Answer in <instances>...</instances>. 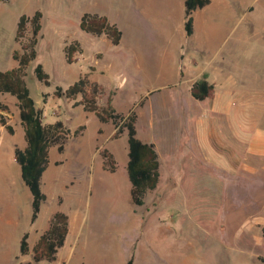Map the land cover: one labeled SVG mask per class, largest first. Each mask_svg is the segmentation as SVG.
Returning <instances> with one entry per match:
<instances>
[{
  "label": "rangeland",
  "instance_id": "obj_1",
  "mask_svg": "<svg viewBox=\"0 0 264 264\" xmlns=\"http://www.w3.org/2000/svg\"><path fill=\"white\" fill-rule=\"evenodd\" d=\"M165 4L172 6L171 13H160ZM37 10L43 14L42 29L25 78L45 123L62 120L67 136L62 152L58 145L50 148L41 180L47 199L30 227L33 195L14 160V148L26 144L24 129L16 97L1 94L13 131L3 125L6 138H0V216L8 211L6 218L17 227L0 253V264L20 255L21 231L28 229L30 251L20 259L33 261L37 240L58 211L69 215L65 244L54 261L34 264H127L131 258L133 264H264V0H213L196 16L193 36L184 32L185 12L178 0H0V69L18 64L13 56L20 47L18 21ZM85 12L107 15L122 30L121 42L83 31ZM74 39L82 51L68 62L65 46ZM198 50L207 61L226 58L235 75L226 122L236 141L216 143V161L203 158L188 124L196 113L179 103L186 97L178 96L175 108L170 88L163 87ZM38 62L48 71L49 84L37 79ZM83 75L92 82L105 77L99 104L106 105L111 95L119 113L135 110L138 137L155 140L165 154L157 146L159 188L147 192L143 205L132 200L127 130L115 137V124L85 111L78 104L81 96L55 95L58 85L67 88ZM188 96L194 105L211 110V99ZM195 111L199 115L202 110ZM103 149L114 155L113 171ZM232 150L240 160L229 158L226 166L222 159ZM251 166L257 168L254 175ZM171 169L178 179L169 175ZM14 201L16 206L9 208Z\"/></svg>",
  "mask_w": 264,
  "mask_h": 264
},
{
  "label": "trees",
  "instance_id": "obj_2",
  "mask_svg": "<svg viewBox=\"0 0 264 264\" xmlns=\"http://www.w3.org/2000/svg\"><path fill=\"white\" fill-rule=\"evenodd\" d=\"M210 2L211 0L185 1V30L188 36L194 32V11ZM42 15V11L37 10L33 15L23 14L20 16L16 32V40L20 43V47L13 52L18 64L0 69V123L6 125L11 132L13 131L3 112L7 110V106L1 101V94L8 93L17 99L24 129L26 147L16 148L15 156L21 165L22 178L33 195L32 222L38 218L42 203L47 199V194L41 187V180L49 165L50 148L58 145V150L63 151V141L67 136V129L62 120L45 123L44 111L31 95L25 78L28 65L37 57ZM80 28L94 35L105 34L114 44H118L123 36L122 30L116 23L112 22L107 15L97 12H85L81 17ZM28 30L30 31L29 36L26 35ZM79 51H82V46L77 39L67 43L65 46L67 61L73 62ZM34 70L37 79L46 84L50 83L49 73L42 62H38ZM104 93L100 84L90 81L85 75L67 88L58 85L55 91L57 97H66L71 100L81 96L78 104L83 105L85 111L94 112L102 122L112 121L115 124V137L127 130L129 143L127 171L132 184V200L136 205H143L147 192L155 190L160 181L159 153L154 143L145 142L138 137L137 112L131 110L129 114L119 113L112 103L111 95L108 96L106 105H100L99 99ZM214 93V84L205 78L197 80L191 87V94L199 100L211 98ZM100 153L113 171L116 165L114 155L108 149H103ZM68 232L69 215L62 211L56 212L51 219L49 228L40 236L34 247L33 261L17 260L14 264H34L42 260L54 261L58 249L65 244ZM20 252L22 255L29 252L28 233H25L21 240ZM127 264H133V258L129 259Z\"/></svg>",
  "mask_w": 264,
  "mask_h": 264
},
{
  "label": "crops",
  "instance_id": "obj_3",
  "mask_svg": "<svg viewBox=\"0 0 264 264\" xmlns=\"http://www.w3.org/2000/svg\"><path fill=\"white\" fill-rule=\"evenodd\" d=\"M185 1L186 0H178V6L181 7L185 12L184 19H183L184 30H185V21H186ZM212 2H213V0H211V2L208 5L194 11V13H193L194 32L190 36H193L195 33L196 16L202 12H205V10L208 8V6H210L212 4ZM169 9L171 10L172 6L171 5L169 6V4H165L163 7H161L160 13L161 14H169V13H171V11H169ZM184 32H186V30ZM186 35H187V33H186ZM178 45L180 47L183 46L181 41L179 42ZM179 50H180L179 51L180 54H182V50L181 49H179ZM202 53H203V51L198 50L196 57H192V58L186 57L187 63L183 62V63L179 64L178 69L175 71V75H173V81L169 82V84H164L163 87H165V88L169 87L170 88V91H171L173 97H175V101H172L171 104L175 108L177 107V103L179 101L177 97L178 96L179 97L180 96L186 97L185 103L183 101H179V103L182 106L185 105L187 107V110L189 111V113H193V112L196 113V115L193 116L194 118L192 117L193 119H191V118L189 119L188 124L191 128H194V131L196 134V141L198 142V145L202 150L203 158H204V160L207 159L208 161L209 160L211 161L215 157L214 161H216L217 157H216V154H215L216 152L214 149V146L216 145V143H219V142L224 143L225 139L226 140L228 139L230 141L231 140L236 141L235 133L230 130V127L227 123L228 122L227 121L228 116L230 117V114H231V113H228V111H230L231 109L229 108L228 104H226L228 94H229V92H231V90L228 91V88H231V84L233 82L232 79H234L235 75L234 74L232 75L230 73V71L228 70V67H227L228 61L226 58H222L221 60L215 61V62H213L212 60L207 61V60H204V58L202 57ZM183 55L184 54H182V56ZM224 76H228V78L227 79L223 78ZM204 78L207 79L210 83H213L215 86L214 96L209 98V99H211V101H210L211 110L210 111L208 109H206V111H205L201 107H198V105H194V103H193L194 101L192 99H190V97L188 96L189 93H191V87L193 86V84L197 80H201ZM102 79L105 80V77H103L101 75H100V77L92 78L93 81H96L103 88L105 86V82H103ZM193 107H195L196 110H198V109L202 110L201 114L198 115ZM183 109H184V107H183ZM207 114L209 115L208 119L206 116ZM138 120L139 119L137 118V121ZM226 123H227V125H226ZM174 124H177V123H174ZM136 126H137V123H136ZM178 126H179V124L176 126V128H178ZM5 130H6V127H4L3 125H0V138H6V131ZM140 138L145 142L154 143L156 148H157V146H159L158 142H156L153 139L145 140L142 137H140ZM173 146H175V144L170 146V151L168 149V152L171 153L170 162L172 161L173 154H174V153H172V150L174 149ZM25 147H26V144H25ZM172 147H173V149H172ZM159 149H160V152L162 153L163 157L165 158V154L162 152V149L160 146H159ZM15 150L16 149L14 148V160L17 161L16 156H15ZM232 151H233V153L229 154V157L225 158V156H224V158L222 159L226 166L230 165L231 160L229 158H233L236 161L240 160L239 154L236 153L234 150H232ZM210 152H212V154H210ZM213 153H214V155H213ZM160 166H161V163H160ZM175 170L176 169H171L169 175L175 176V173H176ZM263 170H264V162H263ZM250 171L252 172V175H254L256 172H258L257 168L252 167V166L250 168ZM171 185L173 188L174 187L176 188L178 186V183H175V184L173 183ZM157 188H159V187H157ZM161 201H164V200H161ZM15 206H16V201L11 202L9 204V208L15 207ZM32 207H33V196H32ZM7 212H5L4 216H0V253H4L3 250L6 249V247L8 246L9 239L12 236V233L15 234V230L17 227V224H11V222L14 220L6 218ZM30 222H31V224H30V227H31L33 225L32 218H31ZM14 223H15V221H14ZM49 226H50V224H49ZM25 233H28V239H29L30 230L28 229V231H25V230L21 231V240H22ZM21 240H20V248H21ZM28 243H29V240H28ZM29 251H30V243H29ZM23 255H25V254H23ZM23 255L20 252V255L16 256L15 259L11 260L7 264H14L17 260L27 262L26 260L24 261V260L20 259ZM38 263H40V262H38Z\"/></svg>",
  "mask_w": 264,
  "mask_h": 264
}]
</instances>
